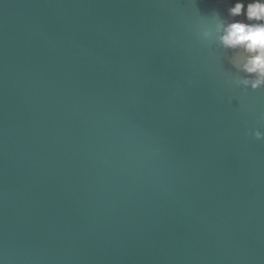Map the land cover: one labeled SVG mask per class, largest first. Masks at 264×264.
Instances as JSON below:
<instances>
[{"label": "water", "instance_id": "water-1", "mask_svg": "<svg viewBox=\"0 0 264 264\" xmlns=\"http://www.w3.org/2000/svg\"><path fill=\"white\" fill-rule=\"evenodd\" d=\"M230 3L0 0L3 264H264V88L195 34Z\"/></svg>", "mask_w": 264, "mask_h": 264}, {"label": "clouds", "instance_id": "clouds-1", "mask_svg": "<svg viewBox=\"0 0 264 264\" xmlns=\"http://www.w3.org/2000/svg\"><path fill=\"white\" fill-rule=\"evenodd\" d=\"M202 17L203 21L195 32L200 43L207 46L213 58L219 61L222 60L216 48L231 53L224 59L234 71L225 70L221 63L218 75L222 82L243 93L264 88V0H231L226 16L213 10ZM257 119L264 122V113H260ZM245 136L264 141V130L248 128ZM0 264H3L2 260Z\"/></svg>", "mask_w": 264, "mask_h": 264}]
</instances>
